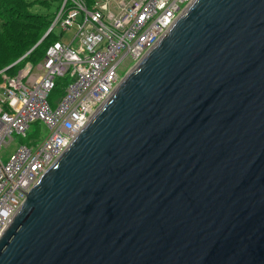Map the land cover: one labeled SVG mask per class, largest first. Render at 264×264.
Returning a JSON list of instances; mask_svg holds the SVG:
<instances>
[{
  "label": "water",
  "instance_id": "obj_1",
  "mask_svg": "<svg viewBox=\"0 0 264 264\" xmlns=\"http://www.w3.org/2000/svg\"><path fill=\"white\" fill-rule=\"evenodd\" d=\"M0 264H264V0H192L26 195Z\"/></svg>",
  "mask_w": 264,
  "mask_h": 264
},
{
  "label": "built area",
  "instance_id": "obj_2",
  "mask_svg": "<svg viewBox=\"0 0 264 264\" xmlns=\"http://www.w3.org/2000/svg\"><path fill=\"white\" fill-rule=\"evenodd\" d=\"M191 1H62L48 31L75 29L70 43L54 42L41 62L0 83V150L13 147L0 157V231L124 79L121 64L134 67Z\"/></svg>",
  "mask_w": 264,
  "mask_h": 264
},
{
  "label": "trees",
  "instance_id": "obj_3",
  "mask_svg": "<svg viewBox=\"0 0 264 264\" xmlns=\"http://www.w3.org/2000/svg\"><path fill=\"white\" fill-rule=\"evenodd\" d=\"M54 1L59 2L58 12L63 0ZM85 1L90 8L93 0ZM35 4L44 8L50 5L46 0H0V83L3 75L13 77L27 63L35 66L41 62L47 48L61 37L62 33L56 35L51 32L38 44L54 17L51 19L31 12L30 8ZM57 83L56 92L60 93L64 84L61 81Z\"/></svg>",
  "mask_w": 264,
  "mask_h": 264
},
{
  "label": "rangeland",
  "instance_id": "obj_4",
  "mask_svg": "<svg viewBox=\"0 0 264 264\" xmlns=\"http://www.w3.org/2000/svg\"><path fill=\"white\" fill-rule=\"evenodd\" d=\"M28 1H35V0H28ZM40 1V0H39ZM49 2V7L48 8H44L40 5H33L30 9H31V12L33 13H38L40 15H44V16H47L49 18H53L55 17V14L57 12V9H58V6H59V2L58 1H54V0H46ZM53 33L56 34V35H59V31L57 29H54L53 30ZM62 37L61 39H59V41L62 43V44H69L70 41L72 40L74 34H75V29H71L69 31H65V32H62ZM45 35V34H44ZM75 45V43H74ZM125 65H128L127 67H123ZM131 65V62H129L128 59H126L123 64H121L120 68L118 69L117 73L119 75V77H123L125 74H127L133 67H131L129 70V66ZM40 127V135L42 137V139L46 136V129L40 125L38 126ZM35 128V127H34ZM37 128V127H36ZM14 143L16 142H20V143H26V141L24 140H17L16 138H14ZM13 152V147L12 146H2V149L0 150V157L2 158V160H7L8 156Z\"/></svg>",
  "mask_w": 264,
  "mask_h": 264
},
{
  "label": "bare ground",
  "instance_id": "obj_5",
  "mask_svg": "<svg viewBox=\"0 0 264 264\" xmlns=\"http://www.w3.org/2000/svg\"><path fill=\"white\" fill-rule=\"evenodd\" d=\"M128 73H129V72H128ZM128 73H127V74H128ZM127 74H126V75H127ZM124 78H125V77H124Z\"/></svg>",
  "mask_w": 264,
  "mask_h": 264
},
{
  "label": "clouds",
  "instance_id": "obj_6",
  "mask_svg": "<svg viewBox=\"0 0 264 264\" xmlns=\"http://www.w3.org/2000/svg\"><path fill=\"white\" fill-rule=\"evenodd\" d=\"M46 34V33H45Z\"/></svg>",
  "mask_w": 264,
  "mask_h": 264
}]
</instances>
